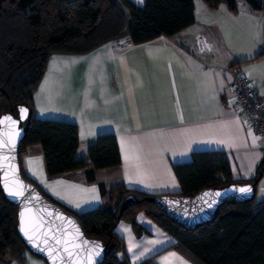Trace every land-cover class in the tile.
I'll return each instance as SVG.
<instances>
[{
	"label": "crops",
	"instance_id": "crops-1",
	"mask_svg": "<svg viewBox=\"0 0 264 264\" xmlns=\"http://www.w3.org/2000/svg\"><path fill=\"white\" fill-rule=\"evenodd\" d=\"M144 1L130 0L138 7ZM194 5V24L171 37L134 45L124 36L87 54L49 58L33 95L34 117L74 125L78 159L105 134L114 136L120 155L114 167L49 176L40 145L27 147L22 173L51 201L79 215L106 205L116 188L181 196L173 166L191 162L195 152L223 155L232 180L255 176L264 142L231 109L228 85L236 66L264 101V57H257L262 35L255 47L249 22L258 13L243 5L235 14L210 10L201 0ZM115 231L128 264H197L143 213L135 227L122 221ZM22 256V263L6 256L0 264H46L27 250Z\"/></svg>",
	"mask_w": 264,
	"mask_h": 264
},
{
	"label": "trees",
	"instance_id": "trees-1",
	"mask_svg": "<svg viewBox=\"0 0 264 264\" xmlns=\"http://www.w3.org/2000/svg\"><path fill=\"white\" fill-rule=\"evenodd\" d=\"M201 1L210 10L223 7L233 14L243 5L237 0ZM242 1L253 13H264V0ZM194 22V0H145L142 7L130 0H0V116L8 113L16 117V107L20 105L28 110L18 156L23 179L38 189L23 175L20 164L27 147L36 144L41 147L49 176L120 164L113 135L96 137L87 148V158L78 159V133L74 125L34 117L33 95L52 55L87 54L124 36L138 45L159 36L171 37ZM260 56L264 57V23L257 57ZM173 170L182 189L181 196L192 197L201 190L233 183H251L254 197L247 202H224L213 220L190 230L159 210L151 202L155 195L137 190L116 188L110 192L106 205L79 215L38 191L72 215L87 239L102 242L105 247L102 264H128L124 242L115 229L122 221L135 227L140 213L173 237L176 247L197 264H264V198H255V187L264 174V155L255 176L242 182L231 179L223 155L211 152H195L191 162L175 165ZM87 174L92 181L91 173ZM128 196H133L136 203L120 211ZM16 218V207L0 187V260L8 256L22 263L26 247L17 233Z\"/></svg>",
	"mask_w": 264,
	"mask_h": 264
},
{
	"label": "water",
	"instance_id": "water-1",
	"mask_svg": "<svg viewBox=\"0 0 264 264\" xmlns=\"http://www.w3.org/2000/svg\"><path fill=\"white\" fill-rule=\"evenodd\" d=\"M21 108L27 110L25 106H17L16 117L8 113L0 116V140L4 141V145L0 146V187L17 209L16 230L21 241L28 252L44 260L46 264H102L105 253L102 242L87 239L72 215L48 201L33 184L21 176L19 146L25 135L24 122L28 118V110L22 114ZM5 117H10L11 120H5ZM19 185L24 186L22 196L8 194L9 190H18ZM241 188H248L250 191L241 192ZM205 193L209 195L205 196ZM253 197V184L233 183L224 188L201 190L192 197L156 196L151 202L170 219L191 230L213 220L224 202H247ZM135 203V198L128 196L121 204L120 211ZM21 213L23 227L33 237L32 241L21 231ZM45 239L47 244L44 243ZM49 248L52 249L51 252Z\"/></svg>",
	"mask_w": 264,
	"mask_h": 264
},
{
	"label": "built area",
	"instance_id": "built-area-1",
	"mask_svg": "<svg viewBox=\"0 0 264 264\" xmlns=\"http://www.w3.org/2000/svg\"><path fill=\"white\" fill-rule=\"evenodd\" d=\"M198 46L206 54L207 48L202 39ZM229 93L233 97L231 109L245 116L246 125L264 142V101L257 95L248 76L236 66L230 68Z\"/></svg>",
	"mask_w": 264,
	"mask_h": 264
},
{
	"label": "rangeland",
	"instance_id": "rangeland-1",
	"mask_svg": "<svg viewBox=\"0 0 264 264\" xmlns=\"http://www.w3.org/2000/svg\"><path fill=\"white\" fill-rule=\"evenodd\" d=\"M238 3H242L245 8H247V10L251 13H253L252 11L249 10L248 7H246L245 3L242 0H237ZM240 8V7H238ZM257 14V13H256ZM250 22V26L252 28V32L251 34L254 35V38L252 39L253 42L255 41V47L258 46L259 42L261 41L260 36L262 35V27H263V23H264V13L263 12H259L256 16L252 17L249 19ZM257 190H263L261 192H258V194L260 193V195H263L264 197V175L262 176V178L259 180L257 186L255 187V191L257 193ZM260 195H256L255 194V198L256 200H259V196Z\"/></svg>",
	"mask_w": 264,
	"mask_h": 264
},
{
	"label": "snow or ice",
	"instance_id": "snow-or-ice-1",
	"mask_svg": "<svg viewBox=\"0 0 264 264\" xmlns=\"http://www.w3.org/2000/svg\"><path fill=\"white\" fill-rule=\"evenodd\" d=\"M54 59H55V58H54ZM26 111H27V110L24 109V108H21V109H20V112H21L22 114H25ZM4 119H5V120H11L10 117H5ZM21 119H23V115L21 116ZM12 123H15V122L13 121ZM3 145H4V141L0 140V146H3ZM23 187H24L23 185H19V189H18V190H16V191L9 190V191H8V194L11 195V196H22V195H23ZM5 188L7 189V185H5ZM239 191H241V192H248V191H250V189H248V188H241V189H239ZM204 195L207 196V195H209V194H208V193H205ZM217 195H219V193H217ZM21 231L25 232V235L27 236V238H28L30 241L33 240V237H32V236H29L28 233L25 231V229H24V227H23V213H21ZM44 243L47 244V239H45ZM34 246H36V245H34ZM97 247H98V246H97ZM43 250H44V249H41V251H43ZM51 251H52V249L49 248V252H51ZM65 251H67V249H65ZM69 255H71V253H69Z\"/></svg>",
	"mask_w": 264,
	"mask_h": 264
}]
</instances>
